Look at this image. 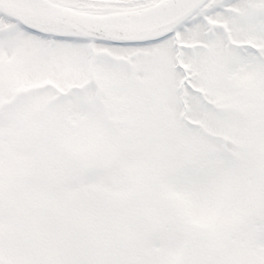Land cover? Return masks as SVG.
I'll list each match as a JSON object with an SVG mask.
<instances>
[{"label":"snow or ice","instance_id":"1","mask_svg":"<svg viewBox=\"0 0 264 264\" xmlns=\"http://www.w3.org/2000/svg\"><path fill=\"white\" fill-rule=\"evenodd\" d=\"M0 264H264V0H0Z\"/></svg>","mask_w":264,"mask_h":264}]
</instances>
